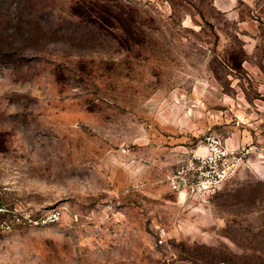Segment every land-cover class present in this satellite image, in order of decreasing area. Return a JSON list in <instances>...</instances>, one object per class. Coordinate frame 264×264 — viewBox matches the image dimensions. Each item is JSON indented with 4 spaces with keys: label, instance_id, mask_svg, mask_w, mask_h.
<instances>
[{
    "label": "rangeland",
    "instance_id": "rangeland-1",
    "mask_svg": "<svg viewBox=\"0 0 264 264\" xmlns=\"http://www.w3.org/2000/svg\"><path fill=\"white\" fill-rule=\"evenodd\" d=\"M0 191V264H264V0H0Z\"/></svg>",
    "mask_w": 264,
    "mask_h": 264
},
{
    "label": "built area",
    "instance_id": "built-area-1",
    "mask_svg": "<svg viewBox=\"0 0 264 264\" xmlns=\"http://www.w3.org/2000/svg\"><path fill=\"white\" fill-rule=\"evenodd\" d=\"M236 158L234 150L213 140L206 155L196 156L190 163L189 172L183 177H180V173L173 175L170 177V184L175 191L186 192L194 197H207L231 176ZM58 218V214L53 213L44 222H54ZM24 221L25 217L21 212L0 202V234Z\"/></svg>",
    "mask_w": 264,
    "mask_h": 264
}]
</instances>
